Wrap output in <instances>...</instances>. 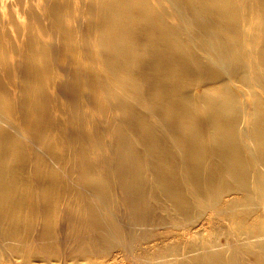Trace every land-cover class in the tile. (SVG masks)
I'll return each mask as SVG.
<instances>
[{
    "label": "bare ground",
    "instance_id": "bare-ground-1",
    "mask_svg": "<svg viewBox=\"0 0 264 264\" xmlns=\"http://www.w3.org/2000/svg\"><path fill=\"white\" fill-rule=\"evenodd\" d=\"M69 1L0 0V240L56 258L70 214L103 251L121 234L166 264H264V0Z\"/></svg>",
    "mask_w": 264,
    "mask_h": 264
},
{
    "label": "rangeland",
    "instance_id": "rangeland-1",
    "mask_svg": "<svg viewBox=\"0 0 264 264\" xmlns=\"http://www.w3.org/2000/svg\"><path fill=\"white\" fill-rule=\"evenodd\" d=\"M11 1V0H9ZM64 1V0H61ZM75 1H77V3H80L81 0H70L69 2L72 3V5L75 4ZM87 1V0H85ZM97 0H93V2H96ZM71 6V4H70ZM7 10H10L9 7H7ZM255 9H253L254 11ZM251 12V13H250ZM244 11L243 16L247 17L248 19H252V17H254V19L257 16V12H253L252 11ZM81 22L83 23V26H86L85 22L83 19H85L84 13L81 12H77ZM250 15H252V17H250ZM16 17V15H15ZM18 19L22 18V15H18ZM17 18V17H16ZM22 22H24V20H22L21 22H19L20 24H23ZM82 25V24H81ZM72 28L74 29L75 26L74 24L72 25ZM82 27V26H81ZM63 45V47H65V42L67 41V39H64L63 37L59 38ZM78 39H75V42H77ZM53 41L56 40L54 39ZM65 49V48H64ZM66 51V50H65ZM75 51L76 50H71V52H67L69 55H75ZM90 66V64H89ZM91 68V67H90ZM64 77V76H63ZM64 79H67L66 77ZM10 88V87H9ZM11 90V89H10ZM110 103L111 100H109ZM109 103V102H108ZM18 110V108H17ZM93 118L95 123L97 124V126L101 125L102 129H107L108 124L107 121L105 120V118L102 116V114H100L98 111H94L93 112ZM113 117L115 120H119V114L118 113H113ZM113 119V118H112ZM69 123V122H68ZM111 125V130L113 128H116V124L114 121H112V123H110ZM70 124L68 125V130L67 131H73L74 128H69ZM74 127V126H73ZM105 127V128H104ZM110 131V130H109ZM103 135L102 137L104 138V142L106 144V146H104V144L100 141V138L98 137V141L95 142L96 148L98 150V152H96L95 154H93L92 159H94L95 164L94 166L98 169V171H106L108 173V177L107 178V183L109 184V189H110V197L113 196V192L114 191V187L117 188L120 184V178L118 177V175L115 173V164L117 162V159H119V151L118 149L114 148V142L116 139V135L111 134V136H108V132H106L105 130L102 131ZM101 131L98 132V134L100 135V133L102 134ZM110 135V134H109ZM31 138V136H28ZM23 140L27 141V137L25 135H23ZM113 141V142H110ZM30 144V142H29ZM107 144L109 146H107ZM111 144V145H110ZM76 145V144H75ZM95 145L92 146V148H95ZM37 147V145L32 142L31 147ZM76 150L78 149V145H76V147H73ZM118 153V154H116ZM131 164H134L131 162ZM31 170V169H30ZM30 172L26 173L29 174ZM122 204L120 202H115L114 200H110L109 203V210H111V212H113L114 210H118L117 211V218L119 219V217L123 218H127L129 212L126 210L124 212L120 211L121 210V206ZM0 206H2V204L0 203ZM62 209H65L64 206H62ZM119 213V214H118ZM121 219V221H122ZM65 221V222H64ZM114 221L116 222V224L114 225V227L117 228V226L124 230L125 227V231H127L128 229V222L127 225H124V222L118 221L116 219V217H114ZM62 223V228L61 229V233L60 231L58 232H53V237H52V241H56V235H59V239L62 242L61 248L59 250V252L61 253H57L56 258L55 257H48V259H43L41 257V255H36V257H32L34 258L33 260L31 259V264H166L161 257L160 254H156L155 258L153 260H150L149 256L150 254H152L153 250H147L146 248H142L140 246V244L138 245V241H135L134 239L131 238H127L126 235L125 237L122 236L121 239V234H119L120 237L116 236V235H111L109 238V242H111L110 244H112L110 246V248L108 250L103 251L100 247V240L98 239V237L92 233V231H90L87 227V224L85 222L84 219L80 218L78 215H70L68 214L66 216V218H62L61 220ZM121 222V223H120ZM205 221H203L202 223L197 224V226L194 227V230L199 229L200 227H206L208 228V223H204ZM107 225L108 222H106ZM131 230L130 232H135V233H140L143 231L145 225L141 224V223H136L134 224L133 222H131ZM94 235V237H97L98 239V244L95 245L94 249L91 250L90 252V256L89 259L90 260H86L83 256L78 255V251L80 250V247L82 245H87L86 243H89L90 245V235ZM58 239V240H59ZM57 240V241H58ZM56 241V243H58ZM117 243H113L116 242ZM3 242L2 240H0V264H20L22 261V258L18 257V256H14L13 254H11L10 249L8 248V245ZM55 243V244H56ZM101 243L104 244V240H101ZM35 249V248H32ZM89 251V250H88ZM65 253V254H64ZM42 254V253H41ZM64 254V255H63ZM60 256V257H58ZM10 257V258H9ZM39 257V258H37ZM58 257V258H57ZM53 259V260H52Z\"/></svg>",
    "mask_w": 264,
    "mask_h": 264
}]
</instances>
